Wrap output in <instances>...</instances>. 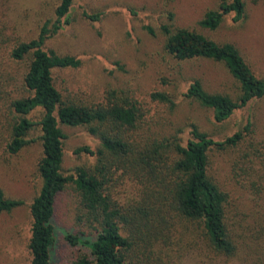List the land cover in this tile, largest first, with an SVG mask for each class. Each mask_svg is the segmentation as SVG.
Returning a JSON list of instances; mask_svg holds the SVG:
<instances>
[{
  "label": "trees",
  "instance_id": "obj_1",
  "mask_svg": "<svg viewBox=\"0 0 264 264\" xmlns=\"http://www.w3.org/2000/svg\"><path fill=\"white\" fill-rule=\"evenodd\" d=\"M74 1L60 0L56 19L46 21L36 37L21 39L7 33L1 8L5 0H0V100L11 117L4 124L6 134L2 133L3 153L19 154L37 139L42 146L37 167L42 185L30 206L29 264H52L57 198L70 185L76 193L79 231L68 232L65 238L79 253L66 264H161L164 252L175 251L183 258L205 247L233 256L237 245L230 232V193L213 178L212 157L214 150L240 146L252 122L216 139L195 121L187 125L175 122L172 115L177 102L175 94L167 90L150 94L153 101L166 107L154 114L129 89L109 88L101 102L64 99L54 71L78 68L82 60L45 46L50 37L71 23ZM230 14L235 22L245 20L247 2L221 0L199 25L215 30ZM87 15L98 20L101 13ZM162 30L166 35L164 49L175 59L221 63L238 82L236 97L209 90L200 78L192 79L184 91L190 101L211 109L216 122H225L252 100L264 97V77L255 72L234 43H219L188 27L163 25ZM14 63H25V70L13 72ZM36 111L42 112L38 120L30 117ZM61 124L82 126L99 139L96 150L90 146L76 150L95 156L92 165L78 166L71 174L64 172L65 133ZM186 126L191 129L185 139L182 133ZM37 129L40 134L34 138L31 135ZM260 151L255 147L243 157L239 154L233 165L232 177L241 189L248 185L243 182L247 178L244 174L253 172L258 161L264 163ZM22 204L23 200L8 197L0 186V215ZM187 234L191 237L185 240ZM160 255L163 259L159 262Z\"/></svg>",
  "mask_w": 264,
  "mask_h": 264
},
{
  "label": "rangeland",
  "instance_id": "obj_2",
  "mask_svg": "<svg viewBox=\"0 0 264 264\" xmlns=\"http://www.w3.org/2000/svg\"><path fill=\"white\" fill-rule=\"evenodd\" d=\"M221 0H75L70 12L71 23L46 42L47 49L59 54L81 58L78 68L55 69L54 78L64 99L81 102H101L109 88L129 89L150 109L151 114L166 109L153 101L151 93L167 90L175 94L177 109L175 122L187 125L195 121L202 130L216 139H222L243 129L252 122L245 141L235 149L213 151L211 174L230 193V232L237 245L233 256L216 254L208 247L181 258L178 252H164L161 264H264V163L258 161L254 171L244 174L247 188L241 189L232 177V167L239 154L260 148L264 159V97L252 100L223 123L216 122L213 111L185 97L184 91L192 79L200 78L206 88L237 95L238 82L221 63L208 59L178 61L164 49L166 35L163 25L195 29L219 43H234L255 72L264 77V0L247 2V16L235 22L227 15L215 30L204 28L199 21L206 12L216 9ZM60 0H5L2 12L7 33L21 39L39 34L41 26L55 20ZM88 14L101 13L98 20ZM10 45V44H9ZM8 45V46H9ZM4 55H8L4 51ZM13 72L24 71L25 63H14ZM0 186L6 195L21 199L24 204L0 215V264H29L28 248L32 216L30 206L38 194L42 180L38 162L42 156L40 140L33 141L19 154L3 153L2 144L9 111L0 100ZM166 113V112H165ZM41 111L30 114L38 120ZM60 127L65 133L63 170L75 172L78 166H90L95 156L76 153L82 146L96 150L99 139L82 126ZM189 126L182 136H189ZM37 129L32 133L36 138ZM255 157V156H254ZM256 182V185L253 184ZM261 190V191H259ZM76 193L73 186L61 192L56 204V245L52 264H66L79 253L70 245L65 234L78 232L75 223ZM191 237L184 236L185 240ZM158 257V256H157ZM163 259L162 255H160Z\"/></svg>",
  "mask_w": 264,
  "mask_h": 264
}]
</instances>
